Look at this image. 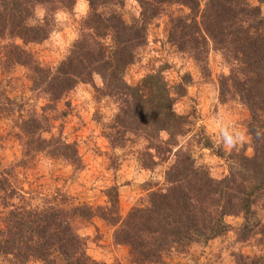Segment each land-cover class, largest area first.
Instances as JSON below:
<instances>
[{
	"label": "trees",
	"instance_id": "trees-1",
	"mask_svg": "<svg viewBox=\"0 0 264 264\" xmlns=\"http://www.w3.org/2000/svg\"><path fill=\"white\" fill-rule=\"evenodd\" d=\"M135 1L138 14L127 21L121 10L124 0H90L92 12L80 23L81 39L70 55L55 65H42L26 45L45 40L55 27L52 13L71 10L74 0H0V74L24 67L31 90L46 99L40 112L20 119L17 138L23 153L28 158L45 153L75 168L82 166L75 143L45 133L54 119L49 111H56L77 84L98 76L96 93L111 98L115 106L103 124L108 147L139 140L144 143L136 151L139 167L164 165V187L149 190L125 216L115 184L104 190L103 206L65 198L58 202L57 197L31 205L23 190L11 184L14 169H1L0 258L10 264H104L87 253L86 239L78 232L79 224L99 217L113 227V242L127 247L129 264H163L172 251H185L195 243L204 246L227 233L225 217L236 214L242 218L237 240L252 243L257 251L236 252L234 264H264V219L257 214V207L264 211V0H204L203 5L200 0ZM37 4L46 6L49 15L42 25L32 26ZM163 15L172 43L188 53L202 73L207 71L208 51L220 53L228 72L218 78L219 100L236 99L246 107L251 155L215 148L203 129L191 134L189 114L174 112V104L187 95L189 73L171 82L162 64L133 84L125 80L147 41L148 25ZM2 93L0 117L13 109ZM189 138L226 160L224 176L213 177L206 164L197 162Z\"/></svg>",
	"mask_w": 264,
	"mask_h": 264
},
{
	"label": "rangeland",
	"instance_id": "rangeland-1",
	"mask_svg": "<svg viewBox=\"0 0 264 264\" xmlns=\"http://www.w3.org/2000/svg\"><path fill=\"white\" fill-rule=\"evenodd\" d=\"M249 2L257 3L256 0ZM200 3L203 5L204 0ZM260 8L264 15V3ZM121 10L125 20L129 21L139 9L135 0H124ZM147 33V41L138 50L136 60L127 68L125 80L133 84L162 64L166 65L164 74L171 82L179 75L189 73L192 80L187 87V95L174 104V112L189 114L188 119L194 123L191 134L203 129L215 148H221L225 153L241 149L251 155L246 107L236 99L219 100L218 78L228 72L220 53L208 51L207 71L202 73L192 57L179 51L170 40L166 15L154 19L148 25ZM26 47L35 53L42 65H55L63 58L61 50L52 44L50 35L42 42L30 43ZM26 72L24 67L17 66L7 75L0 74V91L2 89V94L8 95V106L13 108L10 115L0 117V170L14 169L11 184L23 190L22 194L29 204L40 205L46 199L57 197L58 202L65 198L69 203L103 206L106 204L104 190L115 184L120 214L125 216L133 205L145 198L149 190L164 187L163 164L152 170L138 165L136 151L144 143L128 140L123 147L112 150L108 147L102 134L103 124L110 119L115 106L111 98L96 93L95 87L101 85L98 76H94L92 82L77 84L57 103L56 111H49L54 119L50 121L49 132L45 133V136L59 134L64 141L75 143L82 166L75 168L45 153L28 158L17 138L20 119L32 112H40L46 99L31 90ZM239 134H243V140L237 139ZM229 138L236 143L229 146ZM189 141L197 162L206 164L213 177L220 178L226 174L224 158L218 157L212 150L199 148L194 138H189ZM17 200L13 198V201ZM257 214L264 219V211L258 207ZM225 220L230 225L227 233L204 246L195 243L185 251H172L164 257L163 264H234L236 252L254 254L257 248L252 243L240 242L236 238L241 216L227 215ZM112 231L113 227L99 217L78 225L79 234L86 239L87 253L93 259L104 264H129L127 247L113 242ZM0 264L10 263L0 258ZM26 264L41 263L31 260Z\"/></svg>",
	"mask_w": 264,
	"mask_h": 264
},
{
	"label": "clouds",
	"instance_id": "clouds-1",
	"mask_svg": "<svg viewBox=\"0 0 264 264\" xmlns=\"http://www.w3.org/2000/svg\"><path fill=\"white\" fill-rule=\"evenodd\" d=\"M91 12L90 0H74L71 10L57 8L52 13L55 27L50 33V40L55 47L61 50L64 58L70 55L72 47L81 39L79 24L86 21ZM48 15L47 7L37 4L34 9L35 20L32 26H37V22L42 25ZM237 139L243 140V134H239ZM228 143L232 146L236 140L229 138Z\"/></svg>",
	"mask_w": 264,
	"mask_h": 264
}]
</instances>
